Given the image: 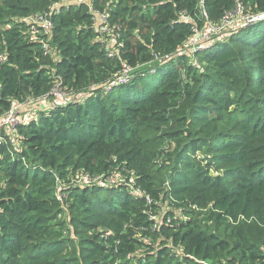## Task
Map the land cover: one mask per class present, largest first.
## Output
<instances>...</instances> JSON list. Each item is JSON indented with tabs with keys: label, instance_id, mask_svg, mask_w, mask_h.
Masks as SVG:
<instances>
[{
	"label": "trees",
	"instance_id": "trees-1",
	"mask_svg": "<svg viewBox=\"0 0 264 264\" xmlns=\"http://www.w3.org/2000/svg\"><path fill=\"white\" fill-rule=\"evenodd\" d=\"M65 1L0 0V117L72 93L0 130V264H264V19L185 47L264 0Z\"/></svg>",
	"mask_w": 264,
	"mask_h": 264
},
{
	"label": "built area",
	"instance_id": "built-area-1",
	"mask_svg": "<svg viewBox=\"0 0 264 264\" xmlns=\"http://www.w3.org/2000/svg\"><path fill=\"white\" fill-rule=\"evenodd\" d=\"M81 1H85V0H67L60 4L53 3L51 12L53 11L59 12L61 9L60 6H63V5L68 6L69 4H77L78 2H81ZM88 4L90 5V1L88 2ZM203 14L205 15L206 13L203 11ZM94 15L99 24H105V22L107 21V15L103 12H94ZM233 18H238V20L240 18L239 23L241 22L251 23V22H255L258 19L264 18V12L250 14L245 11V8L243 5L237 4V6L233 10L227 12L224 15V17L221 19L219 24L214 25V24H211L210 22H206L205 27L207 29L208 26H211L214 29V32L211 34V36L218 35L219 32H222L228 29V27L230 26V23L233 21ZM28 21L39 24L45 34H49V30L52 27V22L49 19L48 13L45 15L38 16V17L33 16ZM32 27H34V25H32ZM101 29L105 31L106 26H102ZM195 32H196V38L188 41L185 46L200 49L201 46H197L198 47L197 48L196 45H197L198 39L201 38L204 32L198 31V30H196ZM48 51L49 50L46 49V52ZM3 58L4 57L0 55L1 61L3 60ZM130 76H131V67L124 64L123 68L116 76V84L122 83L124 80L128 79ZM69 95H72V93L65 86L61 85V83L57 81L51 86L49 91L44 95H41L39 97H30L24 103L18 100H14L15 102L13 103L12 107L9 110H7L3 116L0 117V130L5 129L7 131L6 134L11 135L12 133L15 132V128L20 122V119L25 112H27L28 110H30L31 112L33 109L43 108L40 105L41 103H44V102H48V103H45V106L53 103V100H59L60 102H64L66 101L65 98ZM0 140H1V135H0ZM84 180L86 182H90L92 178L85 176Z\"/></svg>",
	"mask_w": 264,
	"mask_h": 264
},
{
	"label": "rangeland",
	"instance_id": "rangeland-1",
	"mask_svg": "<svg viewBox=\"0 0 264 264\" xmlns=\"http://www.w3.org/2000/svg\"><path fill=\"white\" fill-rule=\"evenodd\" d=\"M85 1L89 2L90 0H85ZM239 21H240V18H239V20H238V18H233V21L230 23V26L225 31H229V30L235 31L237 28H239V26L241 24H244L243 22L239 23ZM203 32H204V34L201 36L200 39H198V42H197L196 47L197 46H201L200 48H204L209 42H211L213 40L212 37H211V34L214 32V29L211 26H208L207 29L205 27V29L203 30ZM230 34H231V32H227V35L226 36H229ZM101 40L103 41V38ZM211 43H213V41ZM185 47H183V48H185ZM40 106H42L43 108L46 107L45 106V103H41ZM26 113H30V110H28L24 114H26ZM4 131L7 133V131L5 129H4ZM115 176L118 179L121 178L120 177V174H116ZM1 178H2V173H0V180H1ZM1 184H2V180H1Z\"/></svg>",
	"mask_w": 264,
	"mask_h": 264
},
{
	"label": "water",
	"instance_id": "water-1",
	"mask_svg": "<svg viewBox=\"0 0 264 264\" xmlns=\"http://www.w3.org/2000/svg\"><path fill=\"white\" fill-rule=\"evenodd\" d=\"M263 19H264V18L258 19V20H256V22H257V21H262Z\"/></svg>",
	"mask_w": 264,
	"mask_h": 264
},
{
	"label": "crops",
	"instance_id": "crops-1",
	"mask_svg": "<svg viewBox=\"0 0 264 264\" xmlns=\"http://www.w3.org/2000/svg\"><path fill=\"white\" fill-rule=\"evenodd\" d=\"M59 101V100H58ZM44 103H48V102H44Z\"/></svg>",
	"mask_w": 264,
	"mask_h": 264
}]
</instances>
